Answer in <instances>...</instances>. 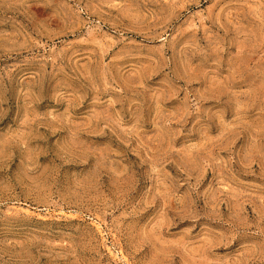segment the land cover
<instances>
[{
    "label": "rangeland",
    "instance_id": "374dc122",
    "mask_svg": "<svg viewBox=\"0 0 264 264\" xmlns=\"http://www.w3.org/2000/svg\"><path fill=\"white\" fill-rule=\"evenodd\" d=\"M0 264H264V0H0Z\"/></svg>",
    "mask_w": 264,
    "mask_h": 264
}]
</instances>
